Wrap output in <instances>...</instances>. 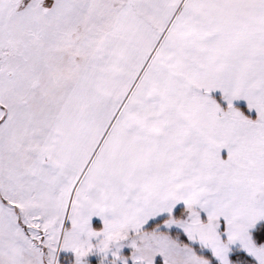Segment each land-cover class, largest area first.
Segmentation results:
<instances>
[{
	"label": "snow or ice",
	"instance_id": "obj_1",
	"mask_svg": "<svg viewBox=\"0 0 264 264\" xmlns=\"http://www.w3.org/2000/svg\"><path fill=\"white\" fill-rule=\"evenodd\" d=\"M0 264H264V0H0Z\"/></svg>",
	"mask_w": 264,
	"mask_h": 264
}]
</instances>
